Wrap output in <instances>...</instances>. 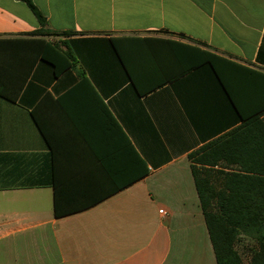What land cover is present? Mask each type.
Listing matches in <instances>:
<instances>
[{"label":"crops","instance_id":"0c3cea01","mask_svg":"<svg viewBox=\"0 0 264 264\" xmlns=\"http://www.w3.org/2000/svg\"><path fill=\"white\" fill-rule=\"evenodd\" d=\"M33 2L70 66L27 55L41 26L0 0L25 79L0 96V264H218L189 155L264 118V0ZM194 48L245 70L227 90Z\"/></svg>","mask_w":264,"mask_h":264},{"label":"trees","instance_id":"16d2710c","mask_svg":"<svg viewBox=\"0 0 264 264\" xmlns=\"http://www.w3.org/2000/svg\"><path fill=\"white\" fill-rule=\"evenodd\" d=\"M18 1L25 3L35 15L41 26L35 34L43 37L25 41L27 55L34 56V61L40 58L50 63L55 74H59L70 66L68 56L57 44L44 39L52 32L33 0ZM15 43L22 41L0 40V96L9 101L18 98L25 80L19 83L13 76L18 68L9 49ZM194 49L199 53L200 63L209 64L227 90L226 77L232 69L245 70L208 50ZM32 64L24 68L25 76ZM237 110L240 112L238 107ZM241 118L242 126L189 155L218 264H264V118L242 114ZM239 236L248 237L256 244L247 263L235 250Z\"/></svg>","mask_w":264,"mask_h":264},{"label":"rangeland","instance_id":"374dc122","mask_svg":"<svg viewBox=\"0 0 264 264\" xmlns=\"http://www.w3.org/2000/svg\"><path fill=\"white\" fill-rule=\"evenodd\" d=\"M255 248V241L245 236H239L235 242V250L244 263H247Z\"/></svg>","mask_w":264,"mask_h":264},{"label":"built area","instance_id":"2783aa9c","mask_svg":"<svg viewBox=\"0 0 264 264\" xmlns=\"http://www.w3.org/2000/svg\"><path fill=\"white\" fill-rule=\"evenodd\" d=\"M161 213H163V211H161Z\"/></svg>","mask_w":264,"mask_h":264}]
</instances>
